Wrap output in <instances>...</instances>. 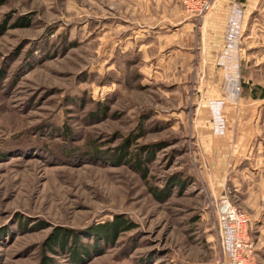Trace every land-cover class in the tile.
<instances>
[{
    "label": "rangeland",
    "instance_id": "1",
    "mask_svg": "<svg viewBox=\"0 0 264 264\" xmlns=\"http://www.w3.org/2000/svg\"><path fill=\"white\" fill-rule=\"evenodd\" d=\"M243 22L221 42L181 0H0V264H229L224 203L264 264V31Z\"/></svg>",
    "mask_w": 264,
    "mask_h": 264
},
{
    "label": "built area",
    "instance_id": "2",
    "mask_svg": "<svg viewBox=\"0 0 264 264\" xmlns=\"http://www.w3.org/2000/svg\"><path fill=\"white\" fill-rule=\"evenodd\" d=\"M217 0H181L188 15L204 18L215 6ZM219 221L225 225L226 251L229 264H254V244L248 228L250 218L243 212L224 203L219 210Z\"/></svg>",
    "mask_w": 264,
    "mask_h": 264
},
{
    "label": "crops",
    "instance_id": "3",
    "mask_svg": "<svg viewBox=\"0 0 264 264\" xmlns=\"http://www.w3.org/2000/svg\"><path fill=\"white\" fill-rule=\"evenodd\" d=\"M239 14L244 18L243 26L245 28L253 29L256 24L255 27L259 26L264 31V0H217L214 8L203 18L202 29L204 28L208 34L213 32L212 34L220 36L221 42H224L229 27V17L232 16L233 19H236ZM253 18L257 19L256 23L254 21L249 25V20ZM160 29L153 30L156 32L153 34L154 37L163 34L165 29ZM169 49V52H172L169 55L172 59L174 48L172 46Z\"/></svg>",
    "mask_w": 264,
    "mask_h": 264
},
{
    "label": "trees",
    "instance_id": "4",
    "mask_svg": "<svg viewBox=\"0 0 264 264\" xmlns=\"http://www.w3.org/2000/svg\"><path fill=\"white\" fill-rule=\"evenodd\" d=\"M126 225V222L122 218L116 217L114 220L99 226L98 229L102 231L104 235H107V238H109L112 234H116L118 231L125 229Z\"/></svg>",
    "mask_w": 264,
    "mask_h": 264
},
{
    "label": "bare ground",
    "instance_id": "5",
    "mask_svg": "<svg viewBox=\"0 0 264 264\" xmlns=\"http://www.w3.org/2000/svg\"><path fill=\"white\" fill-rule=\"evenodd\" d=\"M219 110V109H218Z\"/></svg>",
    "mask_w": 264,
    "mask_h": 264
}]
</instances>
